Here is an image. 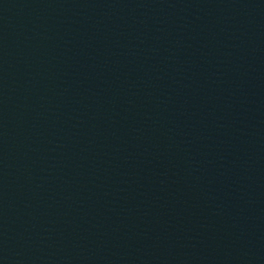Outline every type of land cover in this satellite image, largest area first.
<instances>
[{"label": "water", "instance_id": "obj_1", "mask_svg": "<svg viewBox=\"0 0 264 264\" xmlns=\"http://www.w3.org/2000/svg\"><path fill=\"white\" fill-rule=\"evenodd\" d=\"M0 264H264V0H0Z\"/></svg>", "mask_w": 264, "mask_h": 264}]
</instances>
